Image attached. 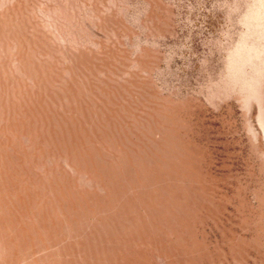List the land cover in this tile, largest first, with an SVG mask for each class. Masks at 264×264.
<instances>
[{
  "label": "rangeland",
  "instance_id": "1",
  "mask_svg": "<svg viewBox=\"0 0 264 264\" xmlns=\"http://www.w3.org/2000/svg\"><path fill=\"white\" fill-rule=\"evenodd\" d=\"M0 264H264V0H0Z\"/></svg>",
  "mask_w": 264,
  "mask_h": 264
}]
</instances>
